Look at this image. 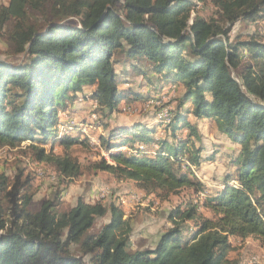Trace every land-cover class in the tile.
<instances>
[{"label":"trees","instance_id":"16d2710c","mask_svg":"<svg viewBox=\"0 0 264 264\" xmlns=\"http://www.w3.org/2000/svg\"><path fill=\"white\" fill-rule=\"evenodd\" d=\"M198 3L211 13L193 16ZM238 21L257 28L231 37ZM0 34L9 54L21 59L0 60V147L27 141L33 160L60 181L84 173L70 149L87 141L72 131L57 135L58 113L76 93L93 87L104 116L119 111L122 101L158 97L120 85L115 65L125 62L147 63L130 67L154 93L162 95L168 84L182 88L168 114V137L155 140L156 128L142 123L110 128L98 138L109 161L101 157L88 169L168 200L186 188L204 190L191 177L202 160L195 146L202 135L189 115L214 120L240 147L221 189L177 205L153 247L135 250L132 224L119 205L78 197L59 211L58 187L34 207L30 185L0 173V264H239L228 257L230 237L264 245V0H7L0 4ZM135 141L143 144L132 146ZM152 142L157 150L145 149Z\"/></svg>","mask_w":264,"mask_h":264},{"label":"rangeland","instance_id":"374dc122","mask_svg":"<svg viewBox=\"0 0 264 264\" xmlns=\"http://www.w3.org/2000/svg\"><path fill=\"white\" fill-rule=\"evenodd\" d=\"M6 2L7 0H0V4H5ZM211 10L212 8L210 6L198 3L192 9V14L193 16H207L211 13ZM256 28L255 24L238 21L232 27L230 35L231 37L236 34L245 35L247 33H252ZM0 60L7 63H12L14 61L17 63L21 60L9 54L8 43L1 34ZM142 62H125V64L127 63L126 67L128 66L126 68L127 70H125L126 72L118 70V77L122 80V84L131 86L134 90H138L142 86L149 88L145 78L138 76L135 70L129 66L130 63H134L139 67L146 68L147 63ZM175 85L176 84H172L170 86L168 84L163 88L161 93H164L165 96L162 98L161 104L174 106V98L179 92V89L177 90V86ZM86 87V92L76 93L75 99L68 104L66 109L58 113L57 123L58 136L72 131L73 135H77L78 138L87 141V146L82 144L75 145L70 149L71 155L75 157L84 168L83 175L71 180L65 179L64 181H60V177L50 166L33 160V157L30 156L28 153L29 151L26 149L28 144L27 141L22 142L18 147H0V173L7 175L10 180L18 176L20 182L26 181L34 192V207H37L43 199L52 198L58 187L61 190L58 203L59 211L69 209L76 203L78 197H82L88 202L100 200L105 204L114 203L119 205V202H117L118 198L122 195L130 194L129 198L134 200V203H139L134 205L133 208H129L130 210L126 209L130 214L129 217H126L133 225V232L131 234V241L133 242H131L132 249L148 248L152 245L159 231L164 229V223L168 221V227H171L169 213L174 210L177 205H183L190 199H192L193 202H195V200H201L202 202L207 193H212L214 191L204 189L200 193L194 194L192 190L186 188L178 195H172L168 200H162L152 193L147 194L137 188L132 181L118 180L106 172L98 171L95 173L93 170L88 169V166L92 162L98 161L101 157L109 161L108 154L98 138L101 136L106 137L110 128H114L124 122H129L130 120L148 118V122L152 118H155L159 125L153 137L156 139H163L167 138L169 133L164 129L166 125V119L164 118L165 114H156L157 107L147 104V102L152 99L134 101L130 104L126 103L123 106H119V111L104 116L100 111L96 110L97 105H92L93 102L97 101L92 96L93 92L89 91L92 88L89 86ZM141 92L143 93V90ZM146 93H149V91ZM152 93L150 97H157L160 95V92ZM85 103H88L86 104L87 106H84L85 108H79L81 104L85 105ZM163 121H165V123ZM66 128L67 130H65ZM201 128L203 129V142L201 144L202 149L200 155L203 163L195 168L191 167L193 173L191 177L200 182H202V179H206L207 183L214 185L213 182L216 183L222 180L220 178L223 177L224 173L228 174L236 168V166L232 164L230 158L238 153L237 150L239 146L238 148H233L235 146L230 144L224 135L218 131L212 119L207 118V120H204ZM53 140L52 138L49 139V142L45 145L46 149H49ZM138 144L143 143H137V141H135L133 146ZM144 146L146 147L145 149L150 150L148 145ZM195 146L201 147L198 143H195ZM53 147L55 152L60 151L57 143H55ZM120 149L126 151L128 154L136 153L135 149L133 150L125 146L120 147ZM210 157L213 159H209ZM197 176H199V178H197ZM231 184H233L232 181ZM234 184L236 185V182H234ZM102 194L103 197H101ZM199 210L204 216L210 215L209 211L203 209L201 206ZM105 219L106 217L98 218L91 232L98 231L101 225L105 223ZM187 223L189 225L188 229L193 232L195 230L193 223ZM139 225L146 226L144 236L137 235ZM230 245L231 248L228 257L237 259L239 264H250L251 257H257L258 264H264V245H261L255 238H232V243ZM75 250L76 249L73 248V251Z\"/></svg>","mask_w":264,"mask_h":264},{"label":"crops","instance_id":"0c3cea01","mask_svg":"<svg viewBox=\"0 0 264 264\" xmlns=\"http://www.w3.org/2000/svg\"><path fill=\"white\" fill-rule=\"evenodd\" d=\"M134 64V63H133ZM126 65H127V63L125 64V63H123V64H116L115 65V71H116V73L117 74H119V72H118V70H121V71H123V72H126L125 70H127L126 68L128 67H126ZM118 67V69H117V67ZM130 66V65H129ZM119 76V75H118ZM138 76H141V75H138ZM142 77V76H141ZM120 79V78H119ZM120 85L121 86H126L125 84H122V82L120 83ZM148 86H149V88L148 87H144V86H142L141 88H139L138 90H136L135 89V91L136 92H139V93H142L141 91L143 90V93L142 94H150V93H152L153 92V86L152 85H149V84H147ZM90 87V86H89ZM85 88V87H84ZM87 88V87H86ZM86 88L85 89H83V93L84 92H86ZM92 89L91 90H89V91H92L93 92V87H91ZM178 89H179V92L180 91H182V88L179 86V87H177ZM142 89V90H141ZM141 90V91H140ZM145 90V91H144ZM149 91V93H146V92H148ZM153 94V93H152ZM92 96H93V94H92ZM86 104H88V103H85V105H83V104H81V106L79 107V108H85L84 106H87ZM124 104H126V102L125 101H122L121 103H120V106H123ZM127 104H130V103H127ZM172 107V106H171ZM145 117V116H144ZM189 117V120L191 121V122H193V123H196L197 124V127H198V129H199V131H200V133H201V135H202V137H201V142H200V146H201V144H202V139H203V129L201 128V125H202V122H204V120H207V118H201V119H198V118H195L194 116H192V115H189L188 116ZM147 119L148 118H146V119H138V120H130L129 122H124L123 124H119L118 126H120V125H122L123 127H129V126H133L134 124H137V123H142V124H145V125H147V126H150V127H154V128H156V130L158 129V125H159V123L156 121V119L155 118H152L151 120H149L148 122H147ZM213 122H214V120H213ZM156 133V132H155ZM154 133V134H155ZM184 133H185V131H184ZM222 134V133H221ZM224 135V134H223ZM224 137L228 140V142L230 143V144H232V145H234L235 147H233V148H238V144H236V143H233L232 141H230L225 135H224ZM155 140H157L156 138H154ZM199 144V143H198ZM146 145V144H145ZM129 146V145H128ZM133 146V145H132ZM148 147H149V149H150V151L151 150H157V148H158V145L155 143V142H152V143H150L149 145H148ZM201 148H202V146H201ZM240 148V147H239ZM239 150V149H238ZM237 150V151H238ZM125 153V152H124ZM153 155V154H152ZM203 163V161H201L200 162V164H199V166L201 165ZM192 168H195V167H192ZM224 176H225V173H224V175H223V177L222 178H220V179H222V180H220V181H218V182H213V184L214 185H212V184H210V183H207L206 182V179H202L201 181V183L203 184V186H204V189L205 190H210V191H216L217 189H221L222 187H223V179H224ZM197 178H199V176H197ZM125 193V192H124ZM129 196H130V194H127V195H122V196H120L119 198H118V201L117 202H119L118 204L121 206V208L123 209V211H124V213H125V217L127 216V217H129L130 216V214L128 213V211L126 210V209H129V208H133L134 207V205H136V204H139V203H134V200H132V199H130L129 198ZM88 202V201H87ZM92 202H94V201H92ZM130 210V209H129ZM130 213H132V212H130ZM210 216V215H209ZM106 217V219H105V222H107L108 221V216H105ZM131 222V221H130ZM131 224H132V222H131ZM164 225V229L163 230H160L159 231V233H158V235H157V237L154 239V241H153V243H152V245L150 246V247H148V248H151V247H153V244L155 243V240L158 238V236L163 232V231H165L167 228H169L168 226H169V222L167 221L166 223H164L163 224ZM133 226V225H132ZM171 226V225H170ZM133 229V228H132ZM145 229H146V226H142V225H139V230L137 231V235L138 236H144V231H145ZM132 232H133V230H132ZM146 235V234H145ZM232 238H235V237H230L229 238V242H230V244L232 243ZM241 239V238H240ZM132 242V241H131ZM133 243V242H132Z\"/></svg>","mask_w":264,"mask_h":264},{"label":"built area","instance_id":"2783aa9c","mask_svg":"<svg viewBox=\"0 0 264 264\" xmlns=\"http://www.w3.org/2000/svg\"><path fill=\"white\" fill-rule=\"evenodd\" d=\"M164 93L163 95H160L158 96L157 98L155 99H152L151 101H148L147 104L148 105H153V106H156L157 107V112L156 114H171V106H167V105H163L161 104L162 102V98H164ZM95 102L92 103V105H94ZM101 197H103V194L101 195Z\"/></svg>","mask_w":264,"mask_h":264},{"label":"bare ground","instance_id":"6f19581e","mask_svg":"<svg viewBox=\"0 0 264 264\" xmlns=\"http://www.w3.org/2000/svg\"><path fill=\"white\" fill-rule=\"evenodd\" d=\"M95 105H97V101H95ZM164 116H165L164 118L166 119V122L169 121V115L165 114ZM94 119H95V118H94ZM69 125H70V123H69ZM65 130H67V128H66ZM198 201H199V200H198ZM250 264H258V259H257V257H251V259H250Z\"/></svg>","mask_w":264,"mask_h":264}]
</instances>
